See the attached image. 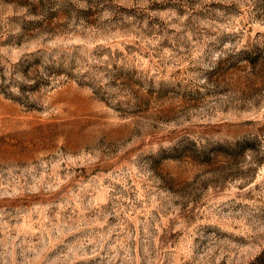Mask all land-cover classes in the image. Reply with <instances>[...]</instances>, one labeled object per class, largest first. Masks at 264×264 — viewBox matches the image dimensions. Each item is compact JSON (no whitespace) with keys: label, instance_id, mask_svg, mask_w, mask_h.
Segmentation results:
<instances>
[{"label":"rangeland","instance_id":"374dc122","mask_svg":"<svg viewBox=\"0 0 264 264\" xmlns=\"http://www.w3.org/2000/svg\"><path fill=\"white\" fill-rule=\"evenodd\" d=\"M0 264H264V0H0Z\"/></svg>","mask_w":264,"mask_h":264}]
</instances>
